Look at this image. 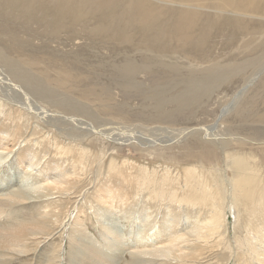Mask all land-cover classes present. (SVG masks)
Wrapping results in <instances>:
<instances>
[{"label":"rangeland","instance_id":"obj_1","mask_svg":"<svg viewBox=\"0 0 264 264\" xmlns=\"http://www.w3.org/2000/svg\"><path fill=\"white\" fill-rule=\"evenodd\" d=\"M48 1L43 0L34 15H47L52 20L45 23L48 27L39 29L30 22L8 24L0 14L4 19L0 18V26L7 24L0 27V42L11 38L24 44L22 51L5 53L30 85L44 91L49 100L84 111L67 114L77 121L56 120L51 125L63 131L84 128L85 141L67 145L65 135L35 117L12 125L9 118L15 120L16 115L7 114L17 102L10 104L12 96L15 100L25 97V103H31L32 96L0 62V96L5 106L0 112V264H149L137 254L173 244L176 253L184 226L181 220L199 216L204 221L214 210L204 204L185 210L169 201L172 193L181 194L179 185L188 167L202 172L207 185L224 176L223 169L228 175L225 152L217 142L227 140L228 152L254 154L264 172V46L255 47L264 39V27L260 35L252 34L248 25L249 33L245 30L233 36L227 23H214L217 26L208 28L206 41L188 48L190 52L176 49L177 43L186 40L168 37L162 42L172 47L164 51L163 46L142 41L134 27L127 34L112 33L106 24L98 27L97 17L77 6L52 15L55 11ZM129 1L104 0V11L117 19ZM150 1L163 8L166 20L175 11L193 13L201 24L223 19L211 1L203 6L180 0ZM222 15L232 16L230 12ZM53 22L63 27L58 32L49 29ZM179 27L185 35L197 33V29L186 30L185 23ZM74 34H82L84 39L71 42ZM215 70L226 78L215 81ZM196 79L201 83H191ZM94 90L103 95L92 96ZM244 100L249 115L231 118L237 102ZM114 108L120 109L116 110L121 117L110 113ZM258 112L263 113L261 120H257ZM221 113L229 119H220ZM125 115L137 116L125 119ZM236 128L243 132L234 131ZM236 138L245 140L237 142ZM253 138L263 141L252 144ZM53 142L65 148L51 147ZM78 146L91 150L81 161ZM69 149L71 156L63 152ZM111 158L121 171L107 170ZM29 161H36V168L28 169ZM213 167L217 171H202ZM20 188L30 198L17 200L10 195ZM44 192L49 194L37 198ZM246 212L254 214V209ZM231 213L224 210L223 214L229 218L225 234L231 241L230 251L224 254L217 242H211L201 249V259L194 264H256L247 262L246 255H233L241 246V241H234L235 231L239 237L244 233L240 234L243 224L234 227ZM251 218L254 221L247 222L260 228L255 249L264 258V219ZM149 258L144 256V261Z\"/></svg>","mask_w":264,"mask_h":264},{"label":"bare ground","instance_id":"obj_2","mask_svg":"<svg viewBox=\"0 0 264 264\" xmlns=\"http://www.w3.org/2000/svg\"><path fill=\"white\" fill-rule=\"evenodd\" d=\"M180 1L186 4H197V6L206 5V3L211 1L212 4L216 7L215 8L216 11L217 9L220 11L221 14L218 13V15L223 16V19L221 20V22L209 20L201 24L196 19L193 13H189L188 11H175L170 16L171 18L168 17L170 19L166 20V17L164 16L162 11L163 8L152 3L150 0H130L129 4L125 5V7L122 9L123 13L121 12L122 14L120 16H117V19L111 18V16L110 17L107 16L108 13L104 11V4H105L104 0H49L47 3L52 7L51 11H55V13L51 12L52 15L54 14L57 15L56 13L58 12L61 13L63 9L68 10L69 7L74 8L75 6H77L78 9L80 10L88 11L89 13L97 17L96 19H98V21L96 22H98L101 25L100 26L98 24V27H102L103 24H106V28L112 33L127 34L126 31L128 30V28L134 27L136 29V33H139L141 35L142 41L151 43L150 44L151 46H163L161 47V49L164 51L167 49L166 47H172L171 43L162 42L164 38L167 39L168 37L169 39L186 40L184 42L181 41L177 43L176 49L187 50L190 52L191 50H188V48L201 45L206 41V38L209 36L208 28L211 27L213 28L214 26H217V24L212 25L214 23H222V24L227 23L229 27L228 29L230 30L229 32L233 36H237L238 34L244 33V31L245 30L247 31L248 27L250 26L252 28L251 29L253 32L252 34L260 35L262 33V28L264 27V22H262V20L264 21V18H262V16H264V0H180ZM42 3L43 0H0V14L1 17L2 15L5 16L4 17L6 18L5 21H7L8 24L9 23L12 24V22H16V23L30 22L31 24H37L36 26H38L37 28L39 29L41 26L48 27V25H46L45 23L50 22L52 20H49L47 15L39 18L34 17L38 7ZM183 6L188 7V5H183ZM222 12L224 14L225 12L226 13L230 12L232 16H224L222 15ZM180 23L186 24L187 26L185 28L186 30L197 29V33L194 36L183 34L182 29H180L179 27ZM49 24L50 26H52L49 27V29L55 30L56 32H58V30H60L63 27V25H60L55 22ZM5 25L7 26V24H2L0 27H4ZM237 25H240V27L237 28ZM83 37L84 35L82 34L81 35L74 34L70 37V41L73 42L74 40H82L84 39ZM194 38H197L194 42L192 43L188 42ZM261 45L264 46V39L263 40L261 39V41L257 42L255 47ZM24 47H25L24 44L13 42L11 38L4 39L0 42V62L4 63V66L6 67L8 74L12 75V79L14 80V82H17V85L18 83L24 84L29 89L32 96L31 103L30 102L25 103V101L23 100L25 97L22 98L19 97V95H18L19 97L18 99L20 100L18 99L15 100L13 96L11 100L10 97L9 99L7 98L8 100H10V104L12 101L20 102L19 104H17V102L13 103L15 105L14 109L11 108L8 109L7 112L8 115L12 113H15L16 115L15 120H13L14 118H9L12 121L11 122L12 125L18 124L20 122H24L29 117H35L44 121L48 126L58 129V132L61 135L62 134L65 135L66 139H69L67 145L71 144L70 141L71 142L79 141L78 142L79 144L80 141L82 142L84 140L83 138H85L84 133H82V131L85 132L86 129L84 128L82 130L69 129V131L66 130L63 131L62 129L52 126L51 124L54 123L56 120H60L61 122H65V123L77 121L79 119H74L76 117L69 116L67 114L71 112L76 114L78 113L85 114L84 111H81L78 108L73 107L72 105H68V104L62 105L58 102L49 100L47 94H45L44 91L39 90L38 88H35L32 85H30L16 72L14 66L9 63L5 51H8L10 49L22 51ZM211 68H216V67H211ZM212 70L213 69H210V71ZM214 75H216L215 81L226 78V75L224 73H220V71L217 72V70L214 71ZM191 83L200 84L201 82L200 80L196 79V80H192ZM18 86H15V88L19 89ZM205 86L206 87L204 88L206 90V88L208 87L207 85ZM23 93H26L28 95L26 91ZM90 94L95 97L97 95L101 96L103 95V91L94 90L91 91ZM15 95L17 94L15 93ZM179 100H181V98ZM23 102L25 104H23ZM237 103L238 104L236 108L230 114L232 115L231 118L232 117L244 118L245 116L249 115L246 114V112L244 111L247 105V101L244 100ZM4 109L5 106L0 96V112L4 111ZM114 109L115 111L111 109L110 113L121 117L122 115L121 114L119 115L118 111L116 110L118 108H114ZM60 111L63 113H61ZM262 114L263 113L260 114L259 112L257 113V120L262 119L263 117ZM162 115L163 114L159 116ZM136 116L137 115H129V116L125 115V119H132V118L135 119ZM227 117L228 116L225 113H221V115L219 116L220 119L222 118L225 120L229 119ZM164 118L167 119V117H163L162 119L164 120ZM53 130H51L52 133ZM185 130H187L186 127L184 129L182 128V132H184ZM197 130L199 131V129H196V131ZM202 130L203 129H201V131ZM193 131L194 130H192L191 132L189 131L190 132L189 135L193 134ZM234 131L241 133L243 132L242 128H236L234 129ZM96 133H98L99 135H103V133H100L98 131ZM50 136L51 135L48 134V137ZM235 140L239 142V141H244L245 139L242 140L241 138H236ZM262 141L263 140L261 138H253L250 140V143L257 144V143H262ZM122 142H125V140ZM217 142L220 143L222 150L225 152V158H226L225 166L229 168L228 175L225 174V171L223 169L220 172L223 173L224 176H220V177L218 176V178H215V181L212 184L207 185L206 183H208V181L205 182L204 176L201 175L202 172H199V170H197L196 167H192V168L188 167L183 175V179H182L183 183L179 185L181 194L177 195L176 192H174L169 197V201H174L173 205L175 207L183 208L185 210L186 209L191 210L195 207H199L202 204H204L207 205V209L208 208L214 209L213 212L209 214L208 218L205 219L204 221H202L199 218V216L191 218L193 219L192 221H188L189 216H185L184 217L185 219H182L183 221L181 220L184 226L182 228V233L179 235L178 241L180 245H177L176 253L172 251V248L176 246L175 244L171 246L167 245L157 249L151 248L149 250H143L137 254L140 257L139 259H141L143 262H147L149 264H194L193 262H196L199 259H201V249L207 247V244L208 246L211 245L212 244L211 242H217V246L218 248L221 249L222 253L225 254L229 252L230 250L228 251L227 249L230 247L231 241L230 239H228V236L225 234L226 232H228V229L226 228V222L228 221L229 218L228 217L225 218L223 215L224 210H226L229 212L232 211L230 215L232 216L234 227H237V225H240V223L243 224V227L240 230V234L241 233L244 234L240 235L239 237V231H235L234 241L238 242L239 244L241 241V246L239 245L237 246L239 251L236 250L233 253V255L238 256V258H240L242 255H246L248 257L247 262L250 261L256 264H264V258L262 257V253H259L255 249L256 242L259 237V234L257 235V233L260 231V228L254 227L249 222H247L248 219L254 221V218L251 217H257V218L262 217V219H264V172L262 173V168H261L262 164L260 165V162L256 161L257 158H255L254 154L251 153L237 154L233 152H228V145L230 144V141L219 140ZM51 147H56V149L60 147L61 149H64L65 145L62 146L58 143L53 142ZM77 150L81 153V156L78 158L79 161L83 160L84 156L91 152L90 149H87L84 146H80V147L78 146ZM63 152L69 153V155L71 156L72 150L71 149L67 151L63 150ZM103 152L101 151L100 155H102ZM30 160H35V159L31 158ZM107 164H108L107 167L108 171H113V170L115 172L121 171L120 165H118L115 159L111 158ZM36 166H37L36 161L34 162L29 161L26 167L31 170L36 168ZM200 167L203 168V166ZM202 171L207 172L209 174L217 171V169L214 170L213 167L207 170L203 169ZM121 177L125 179L123 176ZM147 180L148 181L150 180L149 176H147ZM217 180H221V183L217 182ZM56 181L63 182L64 179H57ZM140 182L141 184H143L144 181L141 179ZM221 186H222V190H221ZM166 189H168V186ZM29 194L30 193L27 192L26 189L20 188L18 190H14L13 192H11L10 195L17 200H21V199L26 200L30 198ZM48 194L49 193L47 192L40 193L37 196V198H40V196H46ZM248 209H254V214H248L246 212ZM149 217L150 215H146V218ZM263 225L264 223H262V228ZM223 228L224 231L222 230ZM220 245L221 247H219ZM19 252L25 253L26 250H20ZM144 256H150L151 258L146 259L144 261ZM169 256L172 257L170 258ZM104 257H106V255ZM229 257L230 256H228L226 260H228ZM110 261L111 262L114 261V256L110 257Z\"/></svg>","mask_w":264,"mask_h":264}]
</instances>
